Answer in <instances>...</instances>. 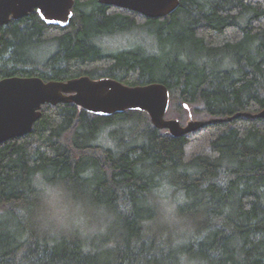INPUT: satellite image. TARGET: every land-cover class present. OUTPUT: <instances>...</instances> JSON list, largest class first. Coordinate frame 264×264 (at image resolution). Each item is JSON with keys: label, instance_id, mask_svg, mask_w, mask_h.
<instances>
[{"label": "trees", "instance_id": "trees-1", "mask_svg": "<svg viewBox=\"0 0 264 264\" xmlns=\"http://www.w3.org/2000/svg\"><path fill=\"white\" fill-rule=\"evenodd\" d=\"M73 13L4 26L0 81L161 83L182 125L264 109V0H180L157 19L75 0ZM51 195L77 221L48 216ZM0 264H264V119L175 138L144 112L45 105L0 144Z\"/></svg>", "mask_w": 264, "mask_h": 264}, {"label": "water", "instance_id": "water-1", "mask_svg": "<svg viewBox=\"0 0 264 264\" xmlns=\"http://www.w3.org/2000/svg\"><path fill=\"white\" fill-rule=\"evenodd\" d=\"M97 1L151 19L168 17L180 6V0ZM74 7L75 0H0V41L4 26L33 13H37L47 25L67 27L73 18ZM170 103L169 89L161 83L134 87L109 78L93 80L88 76L48 82L38 77L5 78L0 81V144L30 134L45 105L73 104L100 117L127 111L144 112L157 129L166 130L175 138L241 116L264 119L263 109L256 115L242 113L226 120L202 122L190 116L186 125H182L179 119H167Z\"/></svg>", "mask_w": 264, "mask_h": 264}, {"label": "rangeland", "instance_id": "rangeland-1", "mask_svg": "<svg viewBox=\"0 0 264 264\" xmlns=\"http://www.w3.org/2000/svg\"><path fill=\"white\" fill-rule=\"evenodd\" d=\"M128 43V39H122V41H120V45L116 46H123ZM47 200H49L50 203L48 216L55 218L58 223H70V221H73L74 219L77 221L79 218L80 212L77 211V207L68 204L65 198L59 195H51L50 197L48 196Z\"/></svg>", "mask_w": 264, "mask_h": 264}]
</instances>
